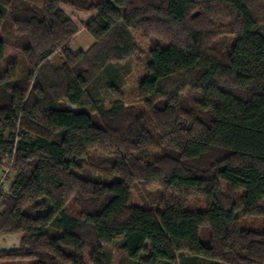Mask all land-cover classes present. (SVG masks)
Masks as SVG:
<instances>
[{"label":"trees","instance_id":"trees-1","mask_svg":"<svg viewBox=\"0 0 264 264\" xmlns=\"http://www.w3.org/2000/svg\"><path fill=\"white\" fill-rule=\"evenodd\" d=\"M62 4L95 11L87 50L71 51L79 29ZM7 24L28 69L2 66L0 37V166L13 154L16 171L0 190V233H22L0 262L264 264V225L241 221L264 199V0H0ZM132 30L164 43L147 52L143 104L103 108L99 83L123 85ZM225 34L232 43L214 45ZM152 185L158 205L140 192Z\"/></svg>","mask_w":264,"mask_h":264},{"label":"rangeland","instance_id":"rangeland-1","mask_svg":"<svg viewBox=\"0 0 264 264\" xmlns=\"http://www.w3.org/2000/svg\"><path fill=\"white\" fill-rule=\"evenodd\" d=\"M25 2H29L32 5L36 7H40L42 0H24ZM62 9L64 10L65 14L74 21V23L77 25L80 34H83V23L88 20L94 13L95 11H85V10H79L75 9L71 6L62 4L61 5ZM211 21H208V23ZM230 21L229 17H224L221 20H217L215 18V22L217 23H224ZM87 33V32H84ZM134 39L137 43L138 49L125 61L127 65L130 68L129 73L125 76V80L123 85L117 90H112L108 84L107 81L101 80L100 81V88H99V94L97 96V101L100 106L103 108L107 107L113 100L116 98H121L125 104L127 105H132L136 107H141L143 104V99L144 97L140 95L138 91V83L141 79L144 77H147L148 71L146 69V55L149 49L155 44V43H162L163 41L160 40L161 38L157 37L156 35H151L149 37H144L141 32L132 30ZM17 32L13 27H11L9 24L3 26L0 29V37L5 41L6 47H5V54L3 59L1 60L2 66L6 67L8 66L11 62H17L18 65V70H19V76L23 73L26 74L27 72V63L25 58L23 57L21 51L14 45L16 38H17ZM76 34L75 38L73 37V45L79 41ZM224 37L225 41L227 40V43H232L234 36L232 34H225V35H218L215 40H214V45L215 42H220L221 38ZM89 44L84 45L83 49L85 50ZM223 45V43H222ZM79 50L78 48H75V50ZM76 50V51H77ZM57 56L58 53L54 54V56L51 57V61L53 63L58 62L57 61ZM70 108L75 109V105L66 103ZM9 133V131L7 132ZM6 133V134H7ZM15 135L17 138H20L21 132L17 128L15 130ZM32 135H28L27 140L32 139ZM94 154H99L98 152H94ZM159 155V152L157 150H152L150 152L149 156L151 159L155 158L156 156ZM5 158V157H4ZM5 163V161H4ZM2 168V165L0 166V170ZM16 171L11 170L9 172V179L11 180L13 176L15 175ZM81 176L87 177V178H92L96 180H101V181H110L115 178L114 175L112 174H107V173H102L98 170H94L91 168H83L82 171L78 172ZM222 188L225 190V192L228 194V190L226 188L225 183L222 181ZM140 192L142 193L143 197L153 203V205H158V202L154 199H152L153 195L151 194H156L157 190H160V187L158 185H152L148 188V190L144 189L143 187H139ZM150 192V193H149ZM242 193V190H238L235 193H232V197L236 200V203L240 202V195ZM260 209L262 211L261 214L255 215L252 217H242L241 221L242 224L246 227L250 228H256L260 229L264 225V199L262 200L260 204ZM209 226L204 225L200 228V237L204 243L207 242L208 237H209ZM22 233L20 232H11V233H0V249H10L13 247H17L19 244V240L21 237ZM148 247V244H146ZM147 252H142L141 256L146 257ZM84 259L87 264H91L88 260V252L84 253ZM117 261V260H115ZM0 264H28L27 261H20V260H6V261H1ZM222 264V263H221Z\"/></svg>","mask_w":264,"mask_h":264},{"label":"built area","instance_id":"built-area-1","mask_svg":"<svg viewBox=\"0 0 264 264\" xmlns=\"http://www.w3.org/2000/svg\"><path fill=\"white\" fill-rule=\"evenodd\" d=\"M14 155H6L4 158L5 163L3 162L2 168L0 170V190L8 191L10 179L9 172L12 170V164L14 160Z\"/></svg>","mask_w":264,"mask_h":264},{"label":"crops","instance_id":"crops-1","mask_svg":"<svg viewBox=\"0 0 264 264\" xmlns=\"http://www.w3.org/2000/svg\"><path fill=\"white\" fill-rule=\"evenodd\" d=\"M79 31V30H78ZM84 32H87L86 30H84V28H83V34L82 35H79L80 34V32H77L76 34H78L79 36H77L79 39V41L76 43V45L74 44L73 45V40H71V42H70V49H71V51L72 52H78V51H80V50H82V51H85V50H87L93 43H94V38L87 32V33H84ZM76 36V35H75ZM75 36H74V38H75ZM87 44H89L88 46H87V48L84 50L83 49V46L84 45H87ZM75 48H78L79 50H75Z\"/></svg>","mask_w":264,"mask_h":264}]
</instances>
